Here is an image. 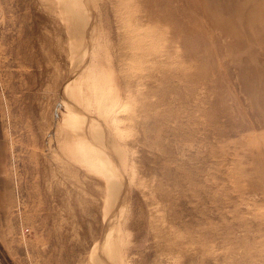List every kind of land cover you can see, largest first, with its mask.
<instances>
[{"label":"rangeland","instance_id":"1","mask_svg":"<svg viewBox=\"0 0 264 264\" xmlns=\"http://www.w3.org/2000/svg\"><path fill=\"white\" fill-rule=\"evenodd\" d=\"M0 264H264V0H0Z\"/></svg>","mask_w":264,"mask_h":264},{"label":"crops","instance_id":"2","mask_svg":"<svg viewBox=\"0 0 264 264\" xmlns=\"http://www.w3.org/2000/svg\"><path fill=\"white\" fill-rule=\"evenodd\" d=\"M5 134L3 132V126L0 117V173L5 170L6 160V142Z\"/></svg>","mask_w":264,"mask_h":264}]
</instances>
